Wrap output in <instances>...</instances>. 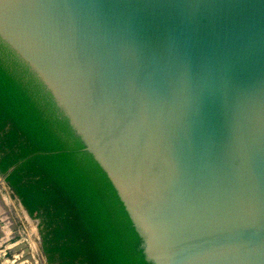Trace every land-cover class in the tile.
I'll return each instance as SVG.
<instances>
[{
	"label": "water",
	"instance_id": "1",
	"mask_svg": "<svg viewBox=\"0 0 264 264\" xmlns=\"http://www.w3.org/2000/svg\"><path fill=\"white\" fill-rule=\"evenodd\" d=\"M0 64L135 264H264V0H0Z\"/></svg>",
	"mask_w": 264,
	"mask_h": 264
},
{
	"label": "trees",
	"instance_id": "2",
	"mask_svg": "<svg viewBox=\"0 0 264 264\" xmlns=\"http://www.w3.org/2000/svg\"><path fill=\"white\" fill-rule=\"evenodd\" d=\"M0 174L39 219L46 264H135L91 173L1 64Z\"/></svg>",
	"mask_w": 264,
	"mask_h": 264
},
{
	"label": "rangeland",
	"instance_id": "3",
	"mask_svg": "<svg viewBox=\"0 0 264 264\" xmlns=\"http://www.w3.org/2000/svg\"><path fill=\"white\" fill-rule=\"evenodd\" d=\"M0 194L12 197L14 205L11 210L5 205L2 213L6 217L5 221L0 217V264H46L38 230L39 219L28 214L2 174Z\"/></svg>",
	"mask_w": 264,
	"mask_h": 264
},
{
	"label": "bare ground",
	"instance_id": "4",
	"mask_svg": "<svg viewBox=\"0 0 264 264\" xmlns=\"http://www.w3.org/2000/svg\"><path fill=\"white\" fill-rule=\"evenodd\" d=\"M6 186V185H5ZM2 197H3V199H4V201H5V204H3V209L0 211V212H3V211H5V205H6V207L7 206H9V208H10V210H11V207H14V205H13V203H12V201H11V198L12 197H9L8 195H6V197L5 196H3L2 194H0ZM11 195V194H10ZM9 204H11V206L9 205ZM0 205H2V202L0 203ZM21 206V205H20ZM7 211V210H6ZM26 214V213H25ZM14 215V214H13ZM5 216H6V214H5ZM0 217H1V219L3 220V221H5V218L6 217H4L3 216V214H1L0 215ZM24 231V230H23ZM33 233V232H32ZM36 239V238H35ZM35 242V241H34ZM35 246H37V245H35Z\"/></svg>",
	"mask_w": 264,
	"mask_h": 264
},
{
	"label": "crops",
	"instance_id": "5",
	"mask_svg": "<svg viewBox=\"0 0 264 264\" xmlns=\"http://www.w3.org/2000/svg\"><path fill=\"white\" fill-rule=\"evenodd\" d=\"M2 202V205H0V211L3 209V204H5V201L3 199V197L0 195V203ZM3 212H0V214H2Z\"/></svg>",
	"mask_w": 264,
	"mask_h": 264
}]
</instances>
